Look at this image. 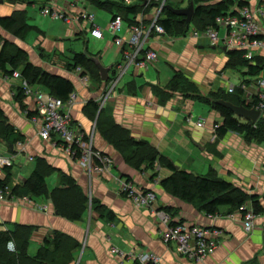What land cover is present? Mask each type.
Wrapping results in <instances>:
<instances>
[{
    "label": "crops",
    "instance_id": "crops-1",
    "mask_svg": "<svg viewBox=\"0 0 264 264\" xmlns=\"http://www.w3.org/2000/svg\"><path fill=\"white\" fill-rule=\"evenodd\" d=\"M103 1L116 4L120 2ZM216 1L220 0H214ZM236 1L251 8L262 9L259 21L264 32V0ZM72 2L73 0H0V17H11L25 25V29L19 34L15 33V28L4 29L0 26V48L4 43L2 39L6 38L10 41H7L9 44L22 49L26 53V61L37 69L63 76L72 82L76 95L69 107L72 123L79 125L88 134L93 131V147L109 155L112 165L108 172L89 174L83 164L70 158L61 146L54 144L59 142L58 139L40 137L39 125L31 120L32 116L38 117L41 114L34 97L22 93V97L18 98L23 80L12 76L7 78L0 71L1 117L22 143L19 147L15 144L16 141L9 149L0 139V154H14L13 164L9 167L10 185H23L33 172L36 160L41 158L50 169L45 178L48 190L63 188L71 182L92 201L81 218L73 220L57 214L51 199L45 195H22L27 200L17 195V198L11 200H0V229L13 230L15 225L29 226L27 253L30 256L36 253L29 252L31 241L38 245V249L45 238L52 239L55 234H62L77 243L72 251L70 264H134L129 258L112 254L111 247L125 254L151 251L160 257V264H264V139H248L243 133L234 131L218 134L216 127L222 123L223 117L220 111L203 98L211 91L219 89L228 94L226 89L230 84L237 85L244 77H248L245 74L246 68L226 65L228 50L212 45L205 36L186 35L172 38L167 34L154 35L150 37L147 46L157 51L156 61L148 64L145 69L130 66L101 110L115 123L127 129L132 138L152 145L159 155L173 163L175 169L194 175L225 179L247 194L257 195L254 227L249 232L243 227L239 209L219 206L216 214H206L195 200L182 199L162 188L160 180L173 172L170 168L157 161L153 167L144 163L136 168L100 135L96 128L100 109L98 107L97 112L92 115L88 102L96 101L101 96L114 74L115 65L121 61V49L114 44L113 35L107 25L115 13L123 12L117 6L112 10L99 8L88 0L76 7L71 5ZM189 3L187 0L184 6H172L182 8ZM50 5L65 10L69 15H75L82 9L93 13L94 23L102 30V38L91 36V24L83 19H74L67 23L49 17L52 23H58V28L51 24L55 33L54 36L48 34L45 30L46 24L37 19L48 17L41 13V8ZM94 9H102L108 16H98ZM139 14L133 17L130 14L127 17L135 21ZM102 23L106 24L104 29ZM128 24L129 22L124 21V27L119 33L125 40L126 35H129ZM30 30L35 33L32 43L27 38ZM70 38L81 41L85 49L81 52L98 57L100 64L103 53L101 50L89 52V39L104 40L106 47L114 48L118 56L108 66L107 80L101 79L98 66H95L96 77L94 69L79 65L83 75L87 77L83 82L75 72V67L68 68V64L73 63L75 53H81H69L66 50V43ZM187 38V49L199 50L204 48V43L209 44L210 52L206 58L209 57L210 60L199 75L189 65L196 66L195 63H188L186 50L173 49L175 42L180 43ZM256 56L264 60V49L257 50ZM162 61L174 70L167 84L161 80V66L165 68ZM231 71L241 75L236 83L232 81L234 75ZM175 73L183 75L187 81L185 83L192 84L194 91L187 93L183 85L174 88L172 80ZM30 86L49 92L36 83ZM28 111L32 112L31 116H27ZM263 114L264 112L260 113L259 117L264 121ZM199 119L201 124L197 123ZM28 165H32V168L25 175L22 171ZM5 168L0 179L5 178ZM120 180H129L138 188L153 189L156 199L150 207L135 205L120 192ZM247 205L253 209L250 201ZM160 211L171 215L172 221L220 230L216 249L199 261L190 260L177 253L172 243H165L161 238L164 225L158 219L157 213Z\"/></svg>",
    "mask_w": 264,
    "mask_h": 264
},
{
    "label": "trees",
    "instance_id": "trees-1",
    "mask_svg": "<svg viewBox=\"0 0 264 264\" xmlns=\"http://www.w3.org/2000/svg\"><path fill=\"white\" fill-rule=\"evenodd\" d=\"M88 1L99 8H108L110 10L117 6L116 8H120L123 14H115L121 15L123 20L129 22V24L133 23L134 20L128 18L127 15L131 14L133 17L141 12L147 13L153 6L159 5V2L156 1L146 6L144 0H133L130 4H125L124 0H120L119 4L103 0ZM189 1L194 3L195 9L190 23H187L185 17L178 16L172 11L170 8L173 7L172 4L166 0L161 10V16L158 19L164 28L165 34L176 33V35L185 36L190 30V24L198 30H204L208 26L213 25L216 17L226 13L231 6L235 4L244 5L243 2L236 0H220L216 2L214 0ZM0 26L4 29L15 28V33L18 34L25 29L24 24L11 17H0ZM227 55L228 61L226 65L246 68L245 74L248 76H254L264 68V60L259 56L248 60L243 57L242 52L236 50H228ZM92 57L94 56H90L86 52L75 53L73 63L68 64V68H77V66L81 65L87 66L90 70H95L97 64ZM15 70H18L22 78L28 83L39 84L46 88L49 91L48 93L62 100H67L74 90V86L69 79L37 69L32 63L26 61V53L22 49L16 48L6 41L0 48V71L9 77ZM94 73L97 77L96 70ZM185 82L187 81L183 75L174 74L172 80L174 88L184 85ZM189 85L192 86L190 83ZM20 90L18 98L22 97L23 90L22 88ZM203 98L205 102L220 111L223 117L222 123L216 127L218 134L224 135L228 131H234L243 133L248 139H264L262 118L259 117L255 123L240 121L229 108L216 102V100L222 99L234 105H244L249 108V105L244 102L243 92L240 88H237L231 94H225L220 89L211 91L207 97ZM88 106L91 107L92 115H94L98 110V104L96 101L90 100ZM31 114L32 112H27V116H31ZM96 128L100 135L108 143L112 144L128 163L136 168H139L144 163L146 166L153 167L156 161L160 165L170 168L173 172L160 180L162 188L182 199L195 200L199 204L200 209L204 210L206 214H216L219 206H229L233 209H239L243 213L242 207L247 205L248 201L251 202L254 212L257 211V195L247 194L243 189L225 179L199 176L184 170L175 169L170 160L159 155L155 148L146 141H138L132 138L129 131L115 123L110 116L105 115L103 109H100L98 113ZM0 139L8 146H14V143L20 140L12 128L8 124H4L1 113ZM9 170V167L5 168V178L0 179V188L11 186ZM49 171V166L45 161L38 158L33 172L23 185H12V193L18 196H48L57 214L73 220L80 219L82 213L90 205V202L92 204V201L79 191L77 185L71 182L63 188L55 187L48 190L45 178ZM29 237L30 228L26 225H15L13 230L0 229V264H70L72 261V251L77 246V243L72 239L63 237L62 234H55L52 239L45 238L35 255L30 256L27 253ZM9 241L13 242L14 251L8 250L7 243Z\"/></svg>",
    "mask_w": 264,
    "mask_h": 264
},
{
    "label": "built area",
    "instance_id": "built-area-1",
    "mask_svg": "<svg viewBox=\"0 0 264 264\" xmlns=\"http://www.w3.org/2000/svg\"><path fill=\"white\" fill-rule=\"evenodd\" d=\"M84 1L73 0L71 5L76 7ZM144 1L146 6L156 1L159 2V5L153 6L147 13L141 12L136 18L137 20L128 24L129 38L126 40L119 35L124 27L122 16L115 14L108 22L107 28L113 35V42L121 49V61L115 65V71L109 80L108 87L96 100L99 109L112 95L121 76L130 66L145 69L148 64L158 57L157 51L147 46V44L150 37L165 34L164 28L158 19L166 0ZM132 2L133 0H124L125 4ZM41 13L52 19H59L67 23L74 19H83L91 24V36L96 38H102L103 36L101 28L94 23V14L85 9L75 15H69L65 10L57 7L44 6L41 8ZM262 13L260 7L251 8L247 5L235 4L226 13L216 17L214 24L204 30H198L195 27L190 28V35L194 37L205 36L212 45L224 47L226 50L240 51L244 58L251 60L256 56L257 50L264 49V32L259 21ZM75 72L82 82L87 79L80 67H77ZM11 76L21 78L23 80V93L33 96L36 101L37 109L41 114L38 117L32 116L31 120L39 125L38 133L40 137L58 139L59 142L54 144L61 146L70 158L83 164L89 174H99L110 170L112 158L93 147V131L88 134L79 125L72 123L69 107L76 99L74 92L68 96L67 100H62L48 92L33 89L22 78L18 70L13 71ZM237 88L242 90L244 102L249 105V108L253 107L260 110L261 113L264 112V68L254 76L244 77L237 85L230 84L226 92L231 94ZM197 123L201 124L202 122L199 119ZM15 144L19 147L22 146L20 141ZM13 157L14 154H0V176L5 167L12 166ZM28 158L32 159L29 156ZM11 187L4 186L0 188L1 201L18 197L12 193ZM119 190L137 206L150 207L156 199L154 190L138 188L129 180H120ZM20 198L27 200L26 196H20ZM242 210L244 211L241 222L245 231L249 232L254 227L255 213L247 205H244ZM157 214L159 221L164 225L161 232L162 240L165 243H172L177 253L190 260L199 261L216 249L220 230L172 221L171 215L167 212L160 211ZM7 248L14 251L15 247L12 241L7 243ZM110 251L112 254L129 258L134 264H160V257L151 251L125 254L115 247H111Z\"/></svg>",
    "mask_w": 264,
    "mask_h": 264
},
{
    "label": "rangeland",
    "instance_id": "rangeland-1",
    "mask_svg": "<svg viewBox=\"0 0 264 264\" xmlns=\"http://www.w3.org/2000/svg\"><path fill=\"white\" fill-rule=\"evenodd\" d=\"M172 5L174 6H184L186 5L187 3V0H168ZM246 5V4H244ZM94 11L96 12V14L98 16L100 15H106L108 16V14L106 13V11L102 10V9H94ZM41 16V14H40ZM37 21H40L42 22L43 24H46L45 25V30L48 31V34H51L54 36V33H55V29H52L51 27V24H55V27L56 29L58 28V23H52L51 19L48 17H44L43 19H37ZM50 21V23H49ZM62 22V21H61ZM105 22V19L104 21ZM106 25V24H105ZM105 25H103L102 23V29H104ZM192 24H190V28H192ZM167 34V33H166ZM169 36H171L172 38L174 37H180L179 35H176V33H173V34H167ZM187 35H190V30H188L187 32ZM35 36V33L30 30L29 33L27 34V38H28V42L29 43H32V40H33V37ZM186 36V35H185ZM1 36H0V42H1ZM126 38H129V35H126ZM2 40H4V42L6 41H9L7 40L6 38H3ZM10 42V41H9ZM68 43H66V50H68V52H72V51H75V52H81V51H85L84 48V45L82 44L81 41H76L75 39L73 38H70L69 41H67ZM185 43H188V38L187 39H184L182 40V42L180 43H176L174 44V47L173 49L175 50H181L182 49H185V53L187 54V61L188 63H195L196 66H193V64H189L192 66V68H195V71H196V74L199 75L198 73H201V70H205L206 67L208 66V59L206 58L207 54L210 52L209 51V44L208 43H204V48L203 49H199V50H203L202 52L197 49H187L185 48ZM181 44L182 47L180 46ZM96 50H101L102 53H103V56H102V59L100 60L101 64L104 66V67H108L110 66L112 63L115 62V60L117 59V54H115V51H114V48L113 47H106V44H105V41L104 40H101V41H95L93 39H89V42H88V51L89 52H94ZM156 61V60H155ZM164 64H165V68L162 67L161 65V71H162V75H161V80L163 82H165L166 84L170 81V79L172 78V74H173V68L171 66H169L167 63H165L164 61H162ZM197 62V63H196ZM231 73L234 75L232 78L234 81V83H236L239 78H241V75L240 73L238 72H233L231 71ZM184 91L187 90L186 92L188 93V91H194L193 90V87L187 83H185V85L182 86ZM189 95V94H188ZM264 116V114L262 115ZM32 168V165H28L24 168V171H22V173H25V175L27 174L28 170L30 169L31 170ZM37 247L38 245L36 246L35 242L34 241H31L30 242V246H29V252L34 254L37 250Z\"/></svg>",
    "mask_w": 264,
    "mask_h": 264
},
{
    "label": "water",
    "instance_id": "water-1",
    "mask_svg": "<svg viewBox=\"0 0 264 264\" xmlns=\"http://www.w3.org/2000/svg\"><path fill=\"white\" fill-rule=\"evenodd\" d=\"M170 8L172 9V11L176 15L185 17V21L187 23H190L191 18H192L193 13H194V9H195L194 3L192 1L186 7H182V8L170 7ZM92 59L96 62L97 66L99 68L101 79L104 81L107 80L109 67L102 66L99 63L98 57L94 56V57H92ZM216 102L227 107V108H229L237 117L244 118L248 121H251L252 123H255L258 120L260 113H261L260 110H257L253 107L248 108L244 105H234L231 102L225 101L222 99L216 100ZM262 124L264 125V121H262ZM6 146H8V144H6ZM8 147H9V149H11L12 145H9Z\"/></svg>",
    "mask_w": 264,
    "mask_h": 264
},
{
    "label": "bare ground",
    "instance_id": "bare-ground-1",
    "mask_svg": "<svg viewBox=\"0 0 264 264\" xmlns=\"http://www.w3.org/2000/svg\"><path fill=\"white\" fill-rule=\"evenodd\" d=\"M52 2V1H51ZM54 3V2H53ZM51 6V5H50ZM262 50V49H261ZM119 51V50H118ZM147 189V188H146ZM153 190V189H152ZM156 193V192H155ZM160 235V234H159ZM220 240V239H219Z\"/></svg>",
    "mask_w": 264,
    "mask_h": 264
}]
</instances>
